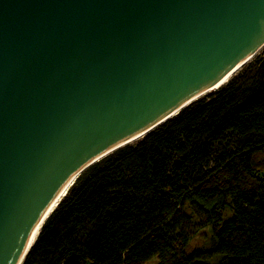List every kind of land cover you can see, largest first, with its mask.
I'll return each instance as SVG.
<instances>
[{"label":"water","instance_id":"obj_1","mask_svg":"<svg viewBox=\"0 0 264 264\" xmlns=\"http://www.w3.org/2000/svg\"><path fill=\"white\" fill-rule=\"evenodd\" d=\"M263 48L264 0H0V264L76 172Z\"/></svg>","mask_w":264,"mask_h":264},{"label":"trees","instance_id":"obj_2","mask_svg":"<svg viewBox=\"0 0 264 264\" xmlns=\"http://www.w3.org/2000/svg\"><path fill=\"white\" fill-rule=\"evenodd\" d=\"M211 227L212 249L191 248ZM264 264V48L226 84L89 166L21 264Z\"/></svg>","mask_w":264,"mask_h":264},{"label":"bare ground","instance_id":"obj_3","mask_svg":"<svg viewBox=\"0 0 264 264\" xmlns=\"http://www.w3.org/2000/svg\"><path fill=\"white\" fill-rule=\"evenodd\" d=\"M243 63H246V62H241L239 63L237 66H235L230 72H228L224 78L222 79L221 82H218L216 84H214L212 87H210L208 90H206L204 93H207L209 91H212L213 89H215V87H218L224 83H226L237 71L238 69L241 67V65H243ZM177 111H175L173 114H175ZM172 114V115H173ZM139 137H135L133 139H130L128 140L127 142H123L122 144L118 145L121 146V145H124V144H127L131 141H135V139H137ZM112 151V149H108L100 154H98L97 156H95L93 159H91L87 164V165H90L96 161H98L99 159H101L102 157H104L105 155H107L108 153H110ZM83 169V168H82ZM81 169V170H82ZM79 170L78 172H76L69 180L68 182H66V184L58 191V193L55 195V197L52 199L51 203L48 205L47 209L45 210V212L43 213V215L41 216L40 220L38 221V223L36 224L34 230L32 231L29 239H28V242H27V249L33 244L36 236L38 235L39 233V230L42 226V224L44 223V221L47 219V217L50 215V213L53 211V209L56 207V205L58 204V202L61 200V198L66 194L68 188L72 185L73 181L76 179V177L79 175L80 171Z\"/></svg>","mask_w":264,"mask_h":264},{"label":"rangeland","instance_id":"obj_4","mask_svg":"<svg viewBox=\"0 0 264 264\" xmlns=\"http://www.w3.org/2000/svg\"><path fill=\"white\" fill-rule=\"evenodd\" d=\"M214 244L215 239L211 227L197 230L189 242L191 248H201L205 250L212 249L214 247ZM219 259V257H215L211 261V264H217L219 262ZM148 264H157V260L154 259Z\"/></svg>","mask_w":264,"mask_h":264}]
</instances>
